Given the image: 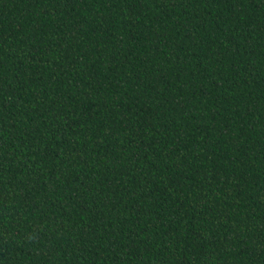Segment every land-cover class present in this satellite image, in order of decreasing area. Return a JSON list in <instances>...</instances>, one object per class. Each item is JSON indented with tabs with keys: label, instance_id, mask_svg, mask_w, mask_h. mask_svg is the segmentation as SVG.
<instances>
[{
	"label": "trees",
	"instance_id": "1",
	"mask_svg": "<svg viewBox=\"0 0 264 264\" xmlns=\"http://www.w3.org/2000/svg\"><path fill=\"white\" fill-rule=\"evenodd\" d=\"M0 264H264V0H0Z\"/></svg>",
	"mask_w": 264,
	"mask_h": 264
}]
</instances>
